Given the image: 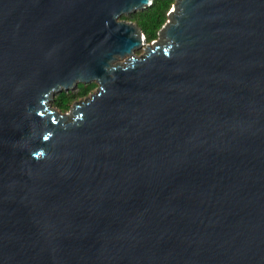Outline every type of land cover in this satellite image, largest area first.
<instances>
[{
  "label": "water",
  "instance_id": "1",
  "mask_svg": "<svg viewBox=\"0 0 264 264\" xmlns=\"http://www.w3.org/2000/svg\"><path fill=\"white\" fill-rule=\"evenodd\" d=\"M151 2L0 0V264H264V0Z\"/></svg>",
  "mask_w": 264,
  "mask_h": 264
},
{
  "label": "trees",
  "instance_id": "2",
  "mask_svg": "<svg viewBox=\"0 0 264 264\" xmlns=\"http://www.w3.org/2000/svg\"><path fill=\"white\" fill-rule=\"evenodd\" d=\"M174 1L175 0H152L151 4L142 10L124 14L120 19L135 23L144 34L146 41H150L157 37L158 30L167 20V12ZM93 87H95L94 82L87 84L78 83L76 92L63 90L58 95L54 96L53 106L58 107L60 110H65L72 99H76L78 95H87Z\"/></svg>",
  "mask_w": 264,
  "mask_h": 264
},
{
  "label": "rangeland",
  "instance_id": "3",
  "mask_svg": "<svg viewBox=\"0 0 264 264\" xmlns=\"http://www.w3.org/2000/svg\"><path fill=\"white\" fill-rule=\"evenodd\" d=\"M169 11H170V9H169ZM168 11V12H169ZM168 12H167V19H168ZM128 21V20H127ZM130 22V21H129ZM133 23V22H132ZM158 36V35H157ZM154 40V39H153ZM153 40H150V41H153ZM150 41H146V39H145V42H150ZM144 53V45H141L139 48H136L135 49V54H137V55H141V54H143ZM92 82H94L95 83V87H93L90 91H89V93L87 94V95H78L77 97H76V99H72L71 100V102L69 103V106L67 107V109H63V110H60L58 107H56V106H54L55 108H57L60 112H68L69 110H70V108H71V106H72V104H73V102H78L79 100H83L85 97H87V96H89L91 93H93L95 90H96V88H97V83L95 82V81H90V82H88V83H92ZM80 83V82H79ZM87 84V83H86ZM66 91H72V92H76L77 91V89H76V87H74V88H72V89H69V90H66ZM60 92H58V93H55L54 94V96H56V95H58ZM53 99H54V97H53ZM53 99L51 100V104H52V106H53Z\"/></svg>",
  "mask_w": 264,
  "mask_h": 264
}]
</instances>
